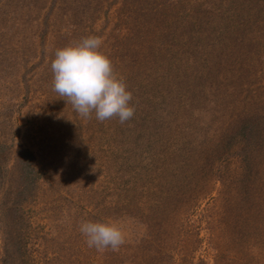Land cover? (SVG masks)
Segmentation results:
<instances>
[{
    "label": "rangeland",
    "instance_id": "rangeland-1",
    "mask_svg": "<svg viewBox=\"0 0 264 264\" xmlns=\"http://www.w3.org/2000/svg\"><path fill=\"white\" fill-rule=\"evenodd\" d=\"M87 36L133 94L123 124L54 91ZM0 161V264H264V0H0ZM82 220L125 243L89 248Z\"/></svg>",
    "mask_w": 264,
    "mask_h": 264
},
{
    "label": "clouds",
    "instance_id": "clouds-1",
    "mask_svg": "<svg viewBox=\"0 0 264 264\" xmlns=\"http://www.w3.org/2000/svg\"><path fill=\"white\" fill-rule=\"evenodd\" d=\"M102 43L97 36H87L56 50L51 62L54 91L83 118L94 112L98 121L118 117L123 124L135 114L133 94L101 50ZM79 231L88 247L97 251H118L125 243L122 229L110 220H82Z\"/></svg>",
    "mask_w": 264,
    "mask_h": 264
},
{
    "label": "trees",
    "instance_id": "trees-1",
    "mask_svg": "<svg viewBox=\"0 0 264 264\" xmlns=\"http://www.w3.org/2000/svg\"><path fill=\"white\" fill-rule=\"evenodd\" d=\"M196 9H197V11L200 10V8H196ZM153 10H151V11H153ZM148 12H150V11H147L146 13L143 12L144 14L141 15V19L138 20V22H140L139 24H143L144 23L143 25H145V30L147 28L149 30V27L152 28L153 26H155L154 24H151V19H149L148 15H147ZM199 13H201V11H199ZM231 13H233V12L231 11ZM201 14H205V12H202ZM154 18L159 21V18L158 19L156 17H154ZM205 19L206 20H203V21H200V20H197L196 19V21H192L191 22L192 27L189 30V36L187 38L188 39L187 44H188V42L190 44L191 39L193 38V36H192L193 33L194 34L196 32L199 33L196 30H199L200 27H202L203 25H205V23L209 22V20H210V18H208V17L205 18ZM162 22H164V21H162ZM25 152H26L25 156L26 155L28 156V159H27L28 160V166H27V168H28V170H30V173H32V175L34 177V182H35L36 179H37V171H36V168L34 166V161L35 160H34L33 154L29 150H26ZM12 166L14 168L15 165L13 164ZM9 170H10V168H9ZM8 172H9L8 171V165L6 164V162L5 161H0V191L2 189H4L6 187V185H7V181H8V176L7 175H8ZM201 191H202V189L200 187H198V189H195V192L193 194H189L188 200H187V203H186L188 209H189V207L191 208V206H193V205L195 206V203H197V201H199L197 199L200 197V195H202L201 194L202 193ZM10 194H11L10 204L14 206L16 204L17 200H16V197L14 198V194H12V193H10ZM17 207L20 210L19 212H20L21 218H23V216L26 214L25 213V210L23 208H21V206H19V204H18V206L16 205V208ZM21 220H23V219H21ZM23 264H27V261H23Z\"/></svg>",
    "mask_w": 264,
    "mask_h": 264
}]
</instances>
